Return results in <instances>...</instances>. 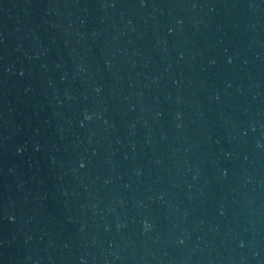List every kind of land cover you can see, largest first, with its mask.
Returning a JSON list of instances; mask_svg holds the SVG:
<instances>
[{"label": "water", "instance_id": "obj_1", "mask_svg": "<svg viewBox=\"0 0 264 264\" xmlns=\"http://www.w3.org/2000/svg\"><path fill=\"white\" fill-rule=\"evenodd\" d=\"M0 264H264V0H0Z\"/></svg>", "mask_w": 264, "mask_h": 264}]
</instances>
